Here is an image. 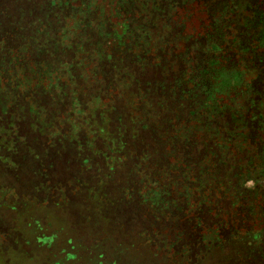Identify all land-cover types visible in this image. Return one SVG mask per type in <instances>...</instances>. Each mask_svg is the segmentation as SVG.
Here are the masks:
<instances>
[{"label":"rangeland","instance_id":"374dc122","mask_svg":"<svg viewBox=\"0 0 264 264\" xmlns=\"http://www.w3.org/2000/svg\"><path fill=\"white\" fill-rule=\"evenodd\" d=\"M115 1L71 0L72 9L68 8L66 11V7L63 6L67 17L63 20L62 26L71 27L69 29H72L73 26L77 27L74 24L77 20H74L77 13L75 7H78L77 5L82 2L90 4V11H96L93 17L100 20L113 14L111 8ZM182 3L183 6L178 13L172 12L170 15V19L173 20L170 40L174 41L178 52H183L184 48L190 44L189 47L203 53L210 45L215 44L216 39L204 38L205 35L209 36V32L200 3L196 0H182ZM259 7L264 10V2ZM113 20L115 22V19ZM81 33V30L78 33L70 31V35L67 37L71 44L79 41L78 37ZM200 38L202 40L198 41ZM223 38L226 41L228 36L223 35ZM186 40H188V44ZM74 45L76 46V44ZM94 48L97 49V47ZM85 50L90 55L92 47L87 46ZM167 50L170 48L164 52L168 53ZM163 54L161 52L149 53L148 58L152 56L149 64L153 66L159 59L158 64L163 61L166 70L169 69L170 63V69L176 70L177 64H172V59ZM247 55L251 56L252 53ZM75 57L79 59L78 72L81 70L84 80H69L68 75L66 76L64 73L61 76H65V78L59 76L60 80H58L64 85L53 87L51 84V87L48 85L51 82L33 79L30 81L29 87L23 89L24 91L19 94L12 93L7 96L1 94L0 96V110H7L5 113L0 111V187L5 190L0 193V244L6 245L16 241L24 247L27 253L26 257L21 255L18 258H12V262L14 264H251L249 261L237 259L242 255L239 256L240 247L237 246V252L234 253L233 248L230 250L226 248L228 241H224V248L221 252L212 244L220 242L222 235H230L234 231L240 235L248 231L260 234L262 235L261 242H264V230L260 233L264 228V174H261L264 171V164L257 163L260 161L253 158L256 169L246 175L243 173L237 178V167L246 163V154L253 148L252 143L248 140L249 134L245 133V141L234 137L230 142L227 140V145H224L226 138H223V134H219L216 138L213 135L226 129L224 128L227 126L225 117L232 116L234 118L231 121L229 132H239V129H234L237 127L238 120L264 116V100L261 97L258 102L254 100L248 89H244L242 94L236 96L232 102L225 98L220 105L232 112L236 111L243 119L239 115H228L225 109L221 119L216 118V120L224 122L220 126L215 122L210 124L206 119L191 116L190 112L193 108L182 101L160 103L163 99L158 96V91L154 90L152 94L145 95L144 100L148 107L153 109L152 112L147 109L144 114L151 117L149 122L154 127L139 133L140 125L137 124L134 128L130 119L127 120L128 111H132V108L135 110L133 116L136 118V122L137 117L140 118L136 113L139 104H134L138 100V91L134 94L126 86L130 80L128 76L138 72L139 66L134 63L126 64L124 69L128 75H116L113 72L110 74L111 79L108 77L104 82H101V80H93L92 67L94 63L91 56L79 54ZM239 58L233 57L231 61L243 71V66L250 58L246 60H239ZM161 69H158L157 72L153 71L156 69L152 70L154 80L145 79L144 81L156 84L161 80V78L157 80ZM246 70L244 81L249 83L252 80L248 79L253 77L254 70L251 67ZM146 73L145 71V76ZM28 77H32V74H28ZM262 81L264 83V80ZM2 88H4V84L1 86ZM138 88L141 91L143 86L139 85ZM31 90L45 91L44 95L48 100L55 99L63 101V103H52L48 106L47 111L38 117L37 114L27 111V106L29 107L27 102V109L23 108L24 102L20 98L17 100V105L15 104V107L11 108L16 96L17 98L18 95L19 97L25 96V93L26 95L30 94L28 92ZM233 93L232 97L235 96ZM64 94L67 99H64ZM94 96L103 97L105 105L111 104L112 101L118 102L117 111L126 119L124 126L131 127L132 132L136 130L140 139L144 141L143 144L148 145V152L155 161L151 166L148 163L143 165L146 171H141L142 167L138 166L139 172L136 174H127L125 168L118 167L119 170L116 168L118 172L115 171V174L112 175L114 177L110 181L113 183L115 178V182H123L122 185L130 183L129 186L132 189V192H127L123 197V207L122 210L120 209L122 212L119 213V218L116 221L115 212L119 211L118 206L110 209V213L114 217H110V213L109 216H106L102 208L100 212L98 209L94 211L81 203L82 198H85V193H81L82 196H79L80 205L76 203L77 208H72L69 206L70 204H66L62 208L59 207L57 209L58 216L54 219L49 214H45V211H49L47 207L52 203L59 202L60 204L63 198H59L60 195L57 192H51L48 203L43 196L35 194L32 190V183L28 181V175L23 176L12 169L15 165L7 155H4V145L1 139L10 136L15 131L19 120L28 119L24 128L25 133L22 134L25 135V138H34L35 142L32 145L41 146L42 141L52 143L58 138L62 140L63 136L67 135L74 136V140L82 144V148H84V143L91 137L87 135L90 128L83 124V127L80 126L77 129V124L78 120H83L88 116V108L91 107ZM77 97L82 100L79 101L80 104L85 105H80L79 108L72 107L71 102L76 105L75 98ZM247 108L250 110L258 108V111L253 112ZM78 110L86 116H76ZM129 118L132 119L131 116ZM35 119L37 125L39 124V129L36 132L33 130L35 125L31 121ZM254 122L256 123V121ZM41 123H47L50 126L46 127ZM259 134L263 137L262 133L259 132ZM74 140L72 142H75ZM220 143L224 148L219 147ZM82 148L79 149L77 144L66 146V156L60 158L61 160L49 170L51 179L48 181L51 184L65 180L72 174L74 168L82 174L81 176L94 175L93 165L97 162V157L101 156L104 160L109 159L105 149L92 147L94 150L89 149L90 151L84 152V150L81 151ZM33 150L35 151V149ZM228 151L233 152L230 160H221V156H228ZM35 153L39 154L38 149ZM78 153L80 156L76 159ZM90 154L96 158L84 157L90 156ZM252 156L250 155L249 158ZM84 158L87 161L82 164ZM124 159V165L128 168H137L135 167L137 163H133L135 160L121 158V160ZM74 162L75 164H73ZM122 171L126 173H122ZM232 174L235 175L234 178H231ZM148 175L151 177L150 182L147 181ZM65 186L67 187V185ZM143 186L150 192L159 191L156 203L149 202L150 195L148 201L143 202L141 197ZM63 195L71 196L78 202L75 197L78 194H69L66 190ZM80 197L82 198L80 199ZM152 198L156 197L152 196ZM30 200L33 203L34 216L39 219L42 233L50 224L54 227L51 229V233L55 234L53 241H46L44 246L35 249L33 246L28 247L27 245V241L33 240L35 237L33 229L27 228V221L19 213L22 210L23 202ZM12 205L15 206L14 211L10 208ZM104 217L108 218V222ZM139 218L140 221L144 220L145 222L141 226L136 222ZM186 219H188L187 224H185ZM60 220L64 225L59 223ZM187 225L189 226L185 228ZM190 228L193 232L191 239H188L184 233ZM49 232L46 231V235H51ZM172 246L176 250H172ZM250 248L254 249L249 246L244 251ZM11 257L10 255L9 258Z\"/></svg>","mask_w":264,"mask_h":264},{"label":"trees","instance_id":"16d2710c","mask_svg":"<svg viewBox=\"0 0 264 264\" xmlns=\"http://www.w3.org/2000/svg\"><path fill=\"white\" fill-rule=\"evenodd\" d=\"M70 1L0 0V96L1 94L3 96L12 93L19 94L24 91L23 89L29 87L30 81L33 79L46 80L51 82L48 85L51 86L52 84L53 87L60 84L64 85L63 82L58 81L60 80L59 76L64 73L66 76L68 75L69 80H84V74L81 70L78 72L79 59L75 57V55L81 54L93 58V80H101V82H104L108 77L111 79L110 74L113 72L116 75H128L124 69L126 64L134 63L139 66L138 72L134 75L131 73L128 76L130 80L126 85L129 91L134 94L138 91V100L134 104H139L136 113L140 118L137 117L136 122V118L133 116L135 110L132 108V111H128L127 120L130 119L134 128L135 125H140L139 133L142 130L154 127L149 122L151 117L144 114L147 109H149V112L153 111L144 100L145 95L152 94L154 90L158 91V96L163 99L160 103L174 102L175 100L182 101L193 108L190 112L191 116L206 119L210 124L215 122L220 126L224 122L218 121L216 118L221 119L226 109L225 106L220 105L225 98L232 102L236 99V96L242 94L241 92L244 89H248L254 100L258 102L259 97L264 100L262 98L264 97V83L262 81L264 80V10L259 7L264 0H196L200 3L201 12L205 14L208 25L209 36L205 35L204 38L218 40V42L215 40V44L210 45L203 53L189 47L188 40H186L188 45L184 48V51L178 52L174 41L170 40L171 22L173 21L170 19V15L172 12L178 13L183 6L182 0H116L113 8H111L113 14L100 20L93 17L96 11H90L91 5L82 2L77 5L78 7H75L77 13L74 20H77L74 24L77 27L73 26L72 29H69L71 27L62 26V23L67 17L66 11H68V8H73ZM63 6L66 7V11ZM113 19H115V22ZM71 30L74 33L82 31L78 37L79 41L74 42L76 46L71 44L69 37H67L70 35ZM223 35L228 36L226 41ZM201 40L202 38L198 41ZM87 46L92 47V51L89 52L90 55L85 50ZM94 47H97V49ZM167 48H170V50H167L168 53L164 52ZM153 52H161L164 53L163 55H167V58L172 59V64H177V69H170V63L169 69L166 70L163 61L158 64L159 59L157 63L151 66L149 63L152 56L148 58V54ZM249 53H252V55L248 56ZM233 57H240L239 60L250 58L243 66V71L232 63L231 59ZM161 66H163L162 69ZM250 67L254 70V75L248 79L252 80L251 82L245 83L246 76L244 73ZM158 69H161V71L157 80L160 78L161 80L156 84L144 81L145 79L154 80L153 71L157 72ZM145 71L147 72L146 76ZM28 74H32V77H28ZM155 74L157 75V73ZM61 77L65 78V76ZM3 84L5 89H1ZM139 85L143 86L141 91L138 88ZM28 93L30 94L26 95L25 93V96L22 95V97L18 95L17 98L16 96L11 108L15 107L17 100L20 98L24 102L23 108H28L29 113L37 114L38 117V115L40 116L44 111H47L48 106L52 103H63L60 100H48L47 96L44 95L45 91L31 90ZM232 93L235 95L234 97H232ZM63 97L67 99L66 94ZM80 100V97L75 98L76 105L71 102L72 107L79 108L80 105H85L80 104ZM117 103V101H112L111 104L105 105L103 97L94 96L91 107L88 108L89 112H87L89 118L80 113V110L77 111L76 116H86L83 120H78L77 129L84 125L90 128L87 135L91 137L87 139L88 143L83 142L84 148H82V144L74 140V136L67 135L63 136L62 140L58 138L57 141L52 143L42 141L41 146L32 145L35 142L34 138L28 139L22 134L25 133L24 128L28 119L19 120L15 126V133L13 132L10 136L1 139L4 145V155H7L15 165L12 169L23 176L28 175V181L32 183V190L35 194L43 196L48 203L49 193L51 192H57L60 195L59 198H63L60 204L59 202L52 203L47 207L49 211H45V214H49L50 217L55 219L58 216L57 209L59 207L62 208V206L70 204L69 206H72V208H77L76 203L80 205L79 196H82L81 193H85V198L80 197V199L82 198L81 203H84L85 207H90L94 211L98 209L99 212L103 209V213L105 212L106 216H109L110 209L118 206L119 211L115 212V221L119 218V213L122 212L120 209L122 210L124 202L123 197L126 196L127 192H132V189L129 186L130 183L122 185L123 182H115V178L112 183L110 181L114 177L112 175L115 174L118 167L125 168L127 174L139 172L138 166L142 167L141 171H146L143 165L148 163L151 166L155 160L148 152V145L143 144L144 141L140 139L136 130L132 132L131 127L126 128L124 126L126 119L124 115L117 111ZM251 110L256 112L258 108ZM0 111L5 113L7 110ZM225 112L228 115H239L243 119L236 111L232 112L226 109ZM225 119L227 120V126H224L226 129L215 133L213 135L215 138L219 134H223V138H226L224 145H227V140L230 142L234 137H239L243 141L245 133H248V140L253 145L252 151H248L246 154V163L240 164L236 169V177L238 178L243 173L246 175L256 169L253 158L260 161L257 163L264 164V116H253L247 118V120H238L237 127L234 129H239V132H229L231 121L234 119L232 116L225 117ZM31 121L35 125L33 130L36 132L39 129V124L37 125L36 119ZM159 123L162 125L161 122ZM42 125L50 126L47 123ZM259 132L262 133L263 137L260 136ZM73 140L75 142H72ZM69 144L73 146L77 144L79 149L82 148L81 151L84 150V152L94 150L92 147L105 149L109 159L104 160L101 156L97 157L98 160L93 165L94 175L81 176L82 174L74 168L72 174L65 180L51 184L48 181V179H51L49 170L56 162L61 160L60 158L66 156V146ZM219 147H223L221 143ZM33 149L35 151L38 149L39 154L35 153ZM92 154L84 157L96 158ZM231 155H233V152L228 151V156L219 157L221 160L227 161L230 160ZM250 155L253 156L249 158ZM79 156L80 153L76 154V159ZM122 157L126 160H135L133 163H137V166H135L137 168H128L124 165L125 159L121 160ZM85 158L82 160V164L86 163ZM122 173L126 172L122 171ZM14 174L17 175L15 172ZM261 174L263 175L264 171ZM149 175L147 181L150 182L151 177ZM234 176L232 174L231 178H234ZM66 190L69 194H78L75 195L78 202L72 199L71 196L66 197V195H63ZM2 191L5 190L0 187V193ZM142 191L143 202L148 201L149 195L150 203L157 202V192L159 191L150 192L144 186ZM152 196L156 198L153 199ZM32 204L31 200L24 201L22 210L19 213L27 221V228L33 229L35 237L33 240L27 241V245L28 247L33 246L35 249L44 246L46 241H53L55 234L53 235L54 232L51 233V229L54 227L50 224L45 228V232L50 231L51 235H46L45 232L42 233L39 219L34 216ZM10 208L12 211L15 210L13 205ZM111 216H113L112 213H110ZM106 221L108 222V218ZM139 221L140 218L136 221L140 226L145 223L144 220ZM187 222L188 219H186L185 224ZM59 223L64 225L61 220ZM263 230L264 228L260 233ZM192 232L193 230L190 228L189 231H185L184 236L191 239ZM261 237L262 235L249 231L243 235L234 231L230 235H222L220 242L217 241L215 245H212L222 252L223 245L228 241L226 245L228 250L233 248V252L236 253V247L241 248L239 256L242 255L237 258L238 260H246L251 264H264V242H261ZM32 242L33 244H31ZM249 246L254 249L250 248L244 251ZM171 249L176 250L174 246ZM10 255L11 258H9ZM21 255L26 257V250L16 241L6 245L0 244V264H14L12 262L14 257L18 258Z\"/></svg>","mask_w":264,"mask_h":264}]
</instances>
